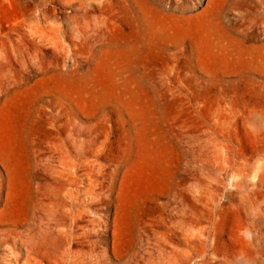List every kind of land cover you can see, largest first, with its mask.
<instances>
[{"label": "rangeland", "instance_id": "obj_1", "mask_svg": "<svg viewBox=\"0 0 264 264\" xmlns=\"http://www.w3.org/2000/svg\"><path fill=\"white\" fill-rule=\"evenodd\" d=\"M0 138V264H264V0H0Z\"/></svg>", "mask_w": 264, "mask_h": 264}, {"label": "bare ground", "instance_id": "obj_2", "mask_svg": "<svg viewBox=\"0 0 264 264\" xmlns=\"http://www.w3.org/2000/svg\"><path fill=\"white\" fill-rule=\"evenodd\" d=\"M1 138H2V136H1ZM1 138H0V139H1ZM4 140H5V139H4ZM9 143H10V142H9ZM10 144H11V143H10ZM12 144H13V143H12ZM10 161H11V160H10ZM12 169H13V168H12ZM8 177H9V176H8ZM5 178H6V177H5ZM9 180H10V179H9ZM4 181H5V180H4ZM21 182H22V181H21ZM9 185H10V184H9ZM16 185H17V184H16ZM7 186H8V185H7ZM8 189H9V188H8ZM10 191H12V190H10ZM9 194H10V193H9ZM15 195H16V194H15ZM15 195H14V196H15ZM16 196H17V195H16ZM52 196H53V195H52Z\"/></svg>", "mask_w": 264, "mask_h": 264}]
</instances>
